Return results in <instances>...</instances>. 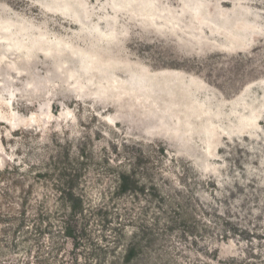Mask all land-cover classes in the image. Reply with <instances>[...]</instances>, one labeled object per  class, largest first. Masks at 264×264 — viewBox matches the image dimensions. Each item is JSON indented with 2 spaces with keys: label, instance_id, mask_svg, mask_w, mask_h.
Masks as SVG:
<instances>
[{
  "label": "rangeland",
  "instance_id": "1",
  "mask_svg": "<svg viewBox=\"0 0 264 264\" xmlns=\"http://www.w3.org/2000/svg\"><path fill=\"white\" fill-rule=\"evenodd\" d=\"M71 189L94 211L76 253ZM23 209L55 227L12 235ZM145 225L140 264L264 245V0H0V264H113Z\"/></svg>",
  "mask_w": 264,
  "mask_h": 264
},
{
  "label": "trees",
  "instance_id": "2",
  "mask_svg": "<svg viewBox=\"0 0 264 264\" xmlns=\"http://www.w3.org/2000/svg\"><path fill=\"white\" fill-rule=\"evenodd\" d=\"M150 188L154 189V186ZM144 189L145 187H139L137 185V181L133 179L131 174H119L117 184L118 193H127L131 191L135 195L138 194V190L143 191ZM150 195L152 197L155 196L154 193H151ZM60 197L61 201H63L62 206H64L63 210H65V213L61 214L62 212L55 211L57 216L56 219L60 223L58 227V233H60L62 237L69 240L74 253H76V249L81 245L84 239L88 237V227L91 223V215L94 214V211L92 210L93 207L88 208L83 194L77 193L73 191V189L67 193H64ZM162 214L167 218L168 223H172L174 221L173 216L169 215L167 211L162 212ZM172 214L176 215L177 212L174 211ZM19 215L21 216V218L18 220L19 224L12 231V235L15 233V231L24 233L26 236L30 233H34L36 235L47 234L50 232V228L55 227L52 226L50 221H48L51 216L50 213H38L29 216L27 211L23 209ZM154 219L156 220V223H158L159 217L155 216ZM43 223L45 225H42ZM145 227L147 229L145 232H142L140 227H136L137 231L133 233L131 240L127 243L124 254L118 260L113 261V264H131L133 262L140 264L138 263V260H140L139 256L142 255L145 248L147 249L148 246L152 245L156 235L152 228H149L147 225H145ZM246 232L250 235V239L246 240L250 242H252L254 239L258 241H264V229L260 230L259 233H255L251 230ZM184 233H186V231ZM11 246H16L15 239L14 242L12 241ZM1 248L2 246H0V253L2 252ZM262 248H264V245H262L260 251L251 249L249 254L246 253L244 257L240 258L230 257L227 259H219L218 255H216L215 257H211L209 261H202L201 264H264V255L261 251ZM58 249L59 248H57V250ZM2 254L4 255L5 253L3 252ZM34 258V261L22 260L19 264H47L45 258L41 259L38 256ZM76 258L77 257L74 255L72 259L76 260ZM154 260V257H145V259H143V261H146V264H156ZM2 264L17 263H13V261L8 260Z\"/></svg>",
  "mask_w": 264,
  "mask_h": 264
}]
</instances>
